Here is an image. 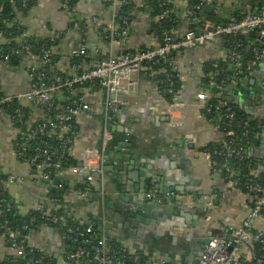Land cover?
Returning a JSON list of instances; mask_svg holds the SVG:
<instances>
[{
    "label": "crops",
    "instance_id": "crops-1",
    "mask_svg": "<svg viewBox=\"0 0 264 264\" xmlns=\"http://www.w3.org/2000/svg\"><path fill=\"white\" fill-rule=\"evenodd\" d=\"M216 1L220 7L215 4L216 9L206 17L212 22H224L232 15L219 12L223 6L236 10L241 7L246 14L259 10L253 0L249 5L243 4V0H232V3L228 0V4ZM129 2L133 5L134 17L130 23V38L127 42L113 44L110 55L138 52L146 49L151 41H159L157 20L149 13L151 1ZM172 6L179 20L173 36L197 32L198 25L192 21L187 4L176 0ZM78 10L86 18L82 27L73 25L60 0H42L29 13H17L12 28L17 24L19 39L41 42L51 39L52 35L55 69L69 76L76 61L72 53L78 48L85 47L91 57L98 52L108 54L107 43L92 28V18L105 21L112 14L119 16L99 0H79ZM43 19L48 21V33L39 30L37 22ZM240 39L244 44L246 38ZM2 43L10 44L8 40ZM251 43L247 40L244 44L247 53L253 47ZM203 45L172 54L179 82L175 95L179 109L171 115L167 97L152 82L149 72L144 67L141 69L135 79V95L116 116L107 117L111 138L103 152L101 173L91 183L87 182L85 174H74L68 168L52 172L53 179L50 176L44 181L41 174L47 166L33 169L19 161L11 142L14 131L9 126L3 127L0 121V172L6 177L1 184L15 211L25 217L32 212L45 211L50 200L59 201L66 218L76 225L99 226L107 241L116 243L131 255L139 254L149 264H197L205 240L230 239L231 231L239 228L250 212L249 195L229 189L225 175L212 166L206 148L222 144L225 135L221 123H213L203 111L197 94L204 84L205 71L218 70L220 81L216 84L221 86L235 114L249 123L256 121L254 126H260L264 123V84L257 74L264 70V59L241 77L229 62L226 38ZM80 66L83 68L84 63ZM33 78L21 58L9 66L0 62V90L4 93L14 95L28 91ZM213 88L216 87L211 90ZM85 98L93 112L75 119L76 135L69 151L75 166L80 165L85 151H100L102 144L104 92L93 88L85 92ZM24 129L27 132L29 127ZM255 130L252 146L244 154L257 159V170L253 174L263 176L264 132L259 128ZM123 136L126 139L121 141ZM10 176L14 178L12 183L7 180ZM54 179L58 180L56 185H53ZM48 186H52L53 191H49ZM169 194L173 195L167 196ZM252 231L264 233L263 217L253 220ZM25 244L29 252L48 256L49 264H68L65 256L72 243L67 242L58 229L46 225L29 229ZM6 255V240L0 235V264L6 260ZM240 257L251 260L252 247L243 246Z\"/></svg>",
    "mask_w": 264,
    "mask_h": 264
},
{
    "label": "built area",
    "instance_id": "built-area-1",
    "mask_svg": "<svg viewBox=\"0 0 264 264\" xmlns=\"http://www.w3.org/2000/svg\"><path fill=\"white\" fill-rule=\"evenodd\" d=\"M2 1H8L12 6H15L13 0ZM32 1L35 3V7L42 3V0ZM60 1L62 9L69 14L73 25L82 27L86 23V18L78 10L79 0L73 7L70 5V0ZM174 1L176 0H170L169 5L172 6ZM178 1H184L187 4L186 0ZM99 2L119 14L117 17L112 14L105 21L100 20L98 17H94L90 21L92 28L101 38L106 36L110 39L109 53L113 44L127 42L130 38V24L128 25L125 18L120 17V8L125 6L129 0H99ZM229 2L232 3V0H229ZM229 2L223 0L222 3L228 4ZM260 2L262 3L256 12L248 13L242 18L230 15L224 22H212L205 18L204 7L211 6L213 3L220 7L216 0H198V3L194 5L187 4L192 21L198 25L197 32L189 31L180 37L173 36V33L170 32H163L158 42L151 41L150 45L144 50L133 53L127 52L121 56L109 54L107 58L98 64L93 62L85 47H80L72 53V57L78 59L80 64L84 63V66L82 68L80 64H74L72 66L73 73L69 76H62L55 69L52 51L54 45L47 49L42 48L38 52L39 54H34L32 46L26 44L25 39H14V43L18 45L20 50L7 55H0V62L9 66L10 57L19 56L18 58L23 60L27 70L34 75L28 91L9 95L0 90V121L3 127L9 126L14 131L11 142L14 145L16 158L33 169L42 165L47 166L46 171L41 174L44 181L49 179L52 172L68 168L74 174H85L87 182L91 183L93 178L101 173L103 152L108 140L111 138L106 125L107 117L116 116L128 104L130 98L135 95V79L143 67L149 72L150 79L158 87L162 85L160 77H164L166 85L161 90L164 96L170 97L169 109L172 113L169 114L171 115L179 109V104L175 100L177 89L173 80L177 76L172 75L175 72L172 61L174 52L196 48L198 45L206 44L217 38H226L231 43L232 48L229 50V62L236 68V75L240 76L264 59V0ZM21 4L23 8H26L27 0H21ZM2 10L3 5L0 6V12ZM164 17V14H160L156 17V20L160 21ZM12 21L6 23V26L10 29L13 24ZM37 24L40 31L48 33L49 24L47 20H39ZM251 34H256V39L252 41L253 47L249 51L251 57L243 61V58L240 57L241 51L237 52L238 47L244 49L240 37L247 38ZM5 40L7 41L0 33V44H3L2 42ZM47 41L52 44L55 42L52 35L51 39L44 40V42ZM161 61L165 63L166 70H153V67L162 64ZM219 81L220 74L218 70H215L209 75V83H204L197 94V100L207 116L211 114L208 102L212 99L215 100L214 115L209 116L210 121L218 124L223 121L228 126L242 127L243 130L247 131L259 128L264 132V123L252 127L242 116H240L239 121L236 120V114L232 106L226 101L225 96H223L221 86L216 84ZM212 87L218 88L219 92L214 94L211 90ZM93 88H99L104 92L102 109L105 123L102 144L100 151H85L80 165L75 166L69 164L68 159L70 157V147L76 135L74 122L77 117L93 112L85 98V92ZM13 102L17 103L18 107L14 110V114L9 116L3 110V106H8ZM21 108H25L27 113L25 114ZM53 108H55V112ZM17 123L20 124V127H29L26 134L22 132L19 126H16ZM223 133L225 137L228 136L225 126ZM244 136L246 137L245 134ZM37 138H41L38 142L40 145L34 148V156H28L30 143ZM43 138H53L56 148L44 141ZM208 155L212 158L211 163L215 170L224 174L227 178L229 189L241 191L242 186L246 189L249 195L250 212L242 225L233 232L231 231L230 239L223 237L210 238L209 242L203 247L197 264H252L254 256L251 260L246 261L240 257V250L243 246L251 248L255 241L264 244V233L258 234L252 231L253 220L259 216L264 218V183L253 182L243 185L239 180L231 177L232 173L228 167L229 162L234 158H244L242 150L235 146L233 139H226ZM7 180L12 183L14 178L10 176ZM154 193L152 192V195ZM47 205L45 211H41V219L44 220L43 225L50 224L54 226V229H58L63 233V238L67 242L74 244V247L65 256L68 264H126L125 249L121 250L123 255L118 257L109 255L108 241L102 231L95 233L91 226H84L83 224H77L75 227L69 226L65 216L58 215L64 209L59 201L50 200ZM0 208L4 211H10L11 209L3 199L0 200ZM2 229V238L6 240V259H12L17 262L16 264H49L50 259L45 254L40 255L39 258H31L28 253L31 254L32 252L27 253L24 249L25 241H14L15 234L12 230L7 226ZM23 229L29 231L28 227ZM92 240L96 243L91 251L82 246L89 244ZM131 264L142 263L139 261V257L135 256ZM254 264H264V261L259 259Z\"/></svg>",
    "mask_w": 264,
    "mask_h": 264
},
{
    "label": "trees",
    "instance_id": "trees-1",
    "mask_svg": "<svg viewBox=\"0 0 264 264\" xmlns=\"http://www.w3.org/2000/svg\"><path fill=\"white\" fill-rule=\"evenodd\" d=\"M15 1V6H12L8 1L3 2L2 0H0V6L3 5V10L0 12V33L4 36V38H6L10 44L5 45V44H0V55H7L10 54L11 52L14 51H19L20 49L18 48V45H16L14 43V39L18 38L21 34H20V29H16L17 24L14 25L13 28H8V26H6V23L13 20V18L16 16V12H21V13H29L34 7H35V3L32 0H27V7L23 8L22 4H21V0H13ZM169 1L170 0H151V2H149V13L151 18L156 19V17L160 14H164L165 17L164 19L157 21V27L159 30V38L161 39V34L163 32H170L173 33L174 31L177 30L178 27V22L179 20L177 19V17H175L174 13H173V6H171V4L169 5ZM70 5L71 7L75 6L77 4V0H70ZM188 5H194L196 3H198V0H186ZM132 9H133V5L128 2L125 6H122L120 8V17L121 18H125L128 21V25L132 22V20L134 19L133 15H132ZM191 12V11H190ZM248 14V13H247ZM234 17L236 18H242L246 15V12L242 10L241 7H239V9H237L233 14ZM119 17V18H120ZM256 39V34H251L249 35V37H247L244 41V44L246 45V41H253ZM103 40L107 43V45L110 44V39L106 36L103 37ZM25 43L28 45L32 46V50L34 51V54H39L38 52L42 49V48H50L51 46L55 45L52 44L50 42H44V41H37V40H25ZM228 49H232L231 48V43L228 42ZM240 57L247 59L250 55L249 52L247 53V50L244 49L242 50L241 48H237V52H240ZM125 53H122L121 55H123ZM251 54V53H250ZM121 55H117V56H121ZM19 56H11L10 57V63L11 64H15L16 59ZM53 61L55 63V60L53 58ZM162 64H160L159 66H155L153 67V70H166V66L165 63H163V61H161ZM75 64H80V61L78 59H76ZM213 72L212 68H208L205 71V79H204V83L208 84L209 83V75ZM60 74V73H59ZM62 75V74H60ZM163 75V74H160ZM172 75H176L175 72L172 73ZM63 76V75H62ZM160 80L162 81V85L159 86L160 89L164 88V85H166L165 83V79L163 76L160 77ZM173 80L175 81V88L178 89L179 88V83H178V79L177 77H174ZM219 86V84H217ZM82 89V88H81ZM80 89V90H81ZM214 94L218 93L219 90L217 88H213L212 89ZM168 101H170V97L167 96ZM209 107L211 108V114L209 115L210 117L214 115V107H215V100L212 99L211 101L208 102ZM18 107L17 103L13 102L12 104L8 105V106H3V110L5 111V113L9 116H12L14 114V110H16ZM24 113H27V110L25 108H21ZM55 108H53L54 110ZM53 112V111H52ZM55 112V110H54ZM208 116V117H209ZM240 116L241 115H236L235 118L236 120H240ZM221 123V127L222 130L224 129V126L226 127V130L228 132V136L225 137V140L227 139H233L235 146L240 148L243 152V154L245 153V151L252 146V141L251 138L253 137V135L256 134V130H243L242 127H237V126H233L230 125L228 126L226 123H224L223 121L220 122ZM219 123V125H220ZM256 121L254 122H250V125L253 127L255 125ZM16 126L20 127V124L17 123ZM22 128V132L24 134H26V131L24 129V127H20ZM230 134V135H229ZM244 134L246 135V137L244 136ZM41 140V138H37L34 142L30 143V148L28 151V156H34L35 155V150L34 148L38 147L40 144H38V142ZM44 141H47L50 145L54 146V148H56L55 142L53 140V138H43ZM224 140V141H225ZM252 142V143H251ZM219 145H215V146H209L208 148H206L207 153L212 152V150L214 148H217ZM69 164L74 165L75 162H73L71 160V158L69 157ZM256 158L255 157H247L244 154V158L242 159H238V158H234L229 162V169L231 171V177L233 179H237L241 182V184L243 185H248L250 183L253 182H259L261 184L264 183V175L261 176H255L253 174V171L257 170L256 167ZM67 167V166H65ZM256 167V168H255ZM4 181H6V177L3 176L0 172V200L3 199L6 201V203L10 206V211H4L0 208V235L3 234V227L7 226L9 227L12 232L15 234L14 237V241L19 242L21 240L26 239L27 236V231L24 230V227H28L29 229H35L41 225L44 224V220L41 219L42 217V212L38 211V212H32L27 216H20L16 211L15 208L11 205L10 203V198L7 194V192L5 191V189L3 188L2 184ZM241 192L243 193H248L246 191V189L242 186V188H240ZM57 213V212H55ZM59 216H65L64 212H59L58 214ZM66 221L68 222L69 226H73L75 227L76 224L69 218H66ZM47 226L54 228V226L48 224ZM93 230L95 231V233L100 232L101 228L99 226H95L92 227ZM93 241V240H92ZM89 242V244H85L82 245L84 248H86L87 250L91 251L92 247L95 245V241L93 242ZM109 248H110V252L109 255H114L115 257H118L119 255H123L121 253L122 248L119 247L116 243H111V242H107ZM71 248L74 247V244H70ZM25 251L28 253L29 249L26 247V244L24 246ZM252 254L254 256V261H252L251 263L254 264V262L256 260H263L264 261V244H262L260 241H255L252 244ZM29 256H31V258H39L40 255L37 253H31L29 254ZM137 256V255H131L129 254L127 251L125 253V260H126V264H131L133 262V258ZM139 261L142 264H149L147 262L146 258L141 257L139 254ZM17 262L12 260V259H6L3 263L1 264H16ZM247 264V263H246Z\"/></svg>",
    "mask_w": 264,
    "mask_h": 264
},
{
    "label": "water",
    "instance_id": "water-1",
    "mask_svg": "<svg viewBox=\"0 0 264 264\" xmlns=\"http://www.w3.org/2000/svg\"><path fill=\"white\" fill-rule=\"evenodd\" d=\"M254 2H255V4H257V6H259L262 2H260L261 0H253ZM260 2V3H259ZM243 4H247V5H249L250 3H251V0H243V2H242ZM216 9V6H215V3L213 4V5H211V6H206V7H204L203 8V12H204V15H205V18L207 17V15L208 14H210L211 13V11H213V10H215ZM218 11L219 12H221V13H224V14H228V15H230V14H233L235 11H236V9L235 8H229V7H226V6H223V7H221L220 9H218ZM254 12H256V11H252L251 13H254ZM219 19V18H218ZM220 22H221V20H219ZM218 21V22H219ZM224 21H226V20H224ZM240 38H242V37H240ZM204 45L202 44V45H198L196 48H199V47H203ZM109 49V46H107V50ZM108 55H109V53L108 54H105V55H102V53L101 52H98L96 55H94V56H92V60H93V62L95 63V64H98V63H100L102 60H104L105 58H107L108 57ZM244 76V74L241 76V77H243ZM217 81H218V79H217ZM252 84V83H251ZM245 93H248V91H245ZM243 97H244V95H242ZM264 98V97H263ZM121 139V141L122 140H124V139H126L124 136L123 137H121L120 138ZM119 139V140H120ZM51 178H52V176H51ZM53 179V178H52ZM57 182H58V180H56V179H54V183H53V185H56L57 184ZM155 188H158L157 186L155 187ZM48 190L49 191H53V188H52V186H48ZM145 191H148V189L147 190H145ZM57 196H59V194H57ZM264 237V236H263ZM210 239V238H209ZM209 239H207V240H205V242L203 243V247L209 242ZM229 239V238H228ZM230 250V249H229Z\"/></svg>",
    "mask_w": 264,
    "mask_h": 264
},
{
    "label": "rangeland",
    "instance_id": "rangeland-1",
    "mask_svg": "<svg viewBox=\"0 0 264 264\" xmlns=\"http://www.w3.org/2000/svg\"><path fill=\"white\" fill-rule=\"evenodd\" d=\"M258 80L264 84V70L257 74Z\"/></svg>",
    "mask_w": 264,
    "mask_h": 264
}]
</instances>
